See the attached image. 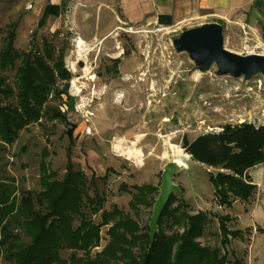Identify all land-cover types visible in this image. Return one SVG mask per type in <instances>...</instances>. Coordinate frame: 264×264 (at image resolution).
<instances>
[{
  "label": "rangeland",
  "instance_id": "rangeland-1",
  "mask_svg": "<svg viewBox=\"0 0 264 264\" xmlns=\"http://www.w3.org/2000/svg\"><path fill=\"white\" fill-rule=\"evenodd\" d=\"M108 1L67 4L59 33L53 35L54 31L38 25L42 11L35 16L26 9L27 4L33 5L31 0H0V49L15 22L13 45L17 51L40 47L43 38L53 44L55 56L58 48H65L63 64L69 78L56 80L53 89L59 91L66 82L69 88L59 97L52 90L44 105L57 108L75 125L69 139L64 119L43 117L22 128L12 145L0 139V179H13L15 206L22 192L42 191L39 161L45 149L43 160L53 174L50 181L61 180L69 163L85 175L90 197H104L99 212L91 215L94 222L100 221L103 211L115 208L142 233L149 229L164 166L176 163L180 169L173 183L182 194L171 195L170 208L181 204L190 215L206 214L204 237L197 241L210 247L220 246L219 222L226 218L228 230L239 235L227 236L222 253L229 264H244L240 243L247 241L249 229L240 227L234 215L243 202L229 195L230 205H221L209 178L224 173L244 181L225 166L236 156L241 159L244 147L256 145L264 152V75L248 81L219 76L214 64L201 72L171 42L181 32L204 24L202 19L128 23L116 6L105 5ZM223 38L224 48L231 52L264 55V30L258 24H233ZM76 39L82 41L81 46ZM0 76L12 85L14 71ZM71 97L73 111L68 107ZM110 225L101 227L99 243L88 255L68 248L60 239L59 245L47 251L54 258L52 264H123L108 259L106 230ZM160 228L167 235L171 232L165 221ZM172 230L182 232V228ZM12 234L29 241L19 229H12ZM3 253L1 250L0 264H6Z\"/></svg>",
  "mask_w": 264,
  "mask_h": 264
},
{
  "label": "trees",
  "instance_id": "trees-1",
  "mask_svg": "<svg viewBox=\"0 0 264 264\" xmlns=\"http://www.w3.org/2000/svg\"><path fill=\"white\" fill-rule=\"evenodd\" d=\"M65 11L63 0L59 6L47 4L38 25L44 26L49 15H59ZM16 24L10 25L13 28L8 30L0 49V75L7 70L14 71L12 85L7 84L4 76H0V139L7 145H12L22 128L40 118L63 119L57 108L44 104L52 90L54 97H59L58 89H53L56 80L67 81L69 78L63 64L64 47L58 48L55 56L53 44L43 38L40 47H33L27 52L15 49ZM57 33L59 29L52 34ZM237 131L230 132L229 136ZM46 154L43 149L39 161V177L44 189L22 192L17 206L13 179H0V251H4L2 256L6 264H52L54 258L48 252L59 245L60 239L61 242L66 241L68 248L88 255L99 243L101 227L110 223L106 230L110 240L105 248L110 260L123 264H229L221 246L228 243V235L235 238L239 232L228 230L226 218H220V246L214 247L197 241L204 237L208 222L206 214L190 215L182 210L181 204L170 208L171 196L159 217L152 242L148 228L137 233L140 231L136 223L115 208L103 211L100 221L94 222L91 215L99 212L104 197H90L86 191L88 186L85 188V175L73 170L69 163L61 180L50 181L53 174L43 160ZM239 155L241 159L236 156L225 169L241 175L244 181L224 173L209 178L221 205H230L229 195L247 201L254 191L246 171L264 162V152L251 145L244 147ZM84 209L88 211L84 212ZM74 221L77 223L73 227ZM162 221L171 229L169 235L160 228ZM173 228H182V232L173 231ZM12 229H19L29 241L20 240L16 234H12Z\"/></svg>",
  "mask_w": 264,
  "mask_h": 264
},
{
  "label": "crops",
  "instance_id": "crops-1",
  "mask_svg": "<svg viewBox=\"0 0 264 264\" xmlns=\"http://www.w3.org/2000/svg\"><path fill=\"white\" fill-rule=\"evenodd\" d=\"M30 11L36 16L47 4L59 6L62 0H31ZM72 7L77 0H63ZM105 5L119 9L121 19L128 23L157 24L159 20L180 23L192 16L202 23H219L223 33L230 32L233 24H258L264 30V0H109ZM65 11V13H66ZM64 13V14H65ZM62 14L49 15L44 29H60ZM229 35V34H228ZM248 182L254 191L247 201L235 208L236 222L249 229V236L240 246L245 253L244 264H264V162L247 169ZM234 204H237L235 202Z\"/></svg>",
  "mask_w": 264,
  "mask_h": 264
},
{
  "label": "water",
  "instance_id": "water-1",
  "mask_svg": "<svg viewBox=\"0 0 264 264\" xmlns=\"http://www.w3.org/2000/svg\"><path fill=\"white\" fill-rule=\"evenodd\" d=\"M223 27L219 23H204L198 27L187 29L172 40V46L176 52L188 54L201 72L208 71L214 64L217 68V75L229 76L232 78H242L244 81L250 80L253 76L264 75V55L248 54L241 55L231 52L223 45ZM69 88L66 82L58 92L63 93ZM70 111L74 110V98L71 97L68 103ZM65 120L66 134L70 139L75 125ZM176 163H167L161 175L159 195L153 205L152 215L149 220L150 241H153L159 217L172 194H182L179 186L173 183L175 174L179 171Z\"/></svg>",
  "mask_w": 264,
  "mask_h": 264
},
{
  "label": "bare ground",
  "instance_id": "bare-ground-1",
  "mask_svg": "<svg viewBox=\"0 0 264 264\" xmlns=\"http://www.w3.org/2000/svg\"><path fill=\"white\" fill-rule=\"evenodd\" d=\"M75 41H76L77 46H81L82 41H81L80 39H76ZM72 84H73V83H72ZM183 157H184V158H188L189 156H188L187 154H183Z\"/></svg>",
  "mask_w": 264,
  "mask_h": 264
},
{
  "label": "built area",
  "instance_id": "built-area-1",
  "mask_svg": "<svg viewBox=\"0 0 264 264\" xmlns=\"http://www.w3.org/2000/svg\"><path fill=\"white\" fill-rule=\"evenodd\" d=\"M31 6H32L31 4H27L26 9L30 10Z\"/></svg>",
  "mask_w": 264,
  "mask_h": 264
}]
</instances>
